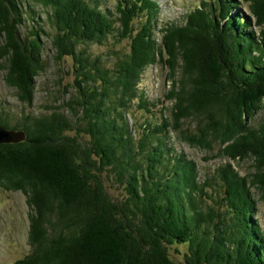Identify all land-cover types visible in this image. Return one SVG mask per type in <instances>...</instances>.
I'll list each match as a JSON object with an SVG mask.
<instances>
[{"label":"trees","instance_id":"1","mask_svg":"<svg viewBox=\"0 0 264 264\" xmlns=\"http://www.w3.org/2000/svg\"><path fill=\"white\" fill-rule=\"evenodd\" d=\"M28 1L0 0L4 82L22 105L17 118L0 113V127L25 136L0 144V189L21 193L30 210V253L16 264H264L252 193L264 200V124H248L264 106V0L203 1L161 26L153 0H118L116 17L99 0ZM25 2L46 14L55 60H72L75 93L40 114L26 107L46 33H21ZM243 4L248 17L237 13ZM109 39L129 40L127 52L107 54L111 65L90 50ZM157 63L170 73L171 118L162 109L135 134L126 115L135 100L151 113L139 84ZM190 118L193 133L182 130ZM172 132L218 144L232 163L253 159L254 171L242 177L226 163L201 181Z\"/></svg>","mask_w":264,"mask_h":264},{"label":"rangeland","instance_id":"2","mask_svg":"<svg viewBox=\"0 0 264 264\" xmlns=\"http://www.w3.org/2000/svg\"><path fill=\"white\" fill-rule=\"evenodd\" d=\"M103 10H109L114 17L117 16L115 7L118 0H99ZM159 6L158 23L181 24L183 17L191 10L199 6L203 1L210 2L212 0H153ZM236 3H243L244 0H234ZM27 2H30L27 0ZM22 9L23 26L21 33H29L34 27H42L45 35H41L40 39L43 44V63L44 70L35 78L34 99L30 107H26V111L33 114L45 112L47 108L57 107L61 103L68 100L75 93L73 85L74 75L72 72V60L68 57L60 62L55 60L54 52L51 48L49 30L43 23L45 13L41 12L40 8L34 7L30 11L26 3ZM236 13V11H235ZM239 15L248 17L247 4L239 6L237 9ZM144 18H139L134 21L135 28H138ZM129 40H123L120 43H115L109 39L108 42L101 46L91 45L90 50L94 54L102 55L107 58L108 65H111L113 60L108 58L107 54L110 51H128ZM5 66L4 62H0V113H9L17 118L22 113V105L18 102L15 90L9 88L4 82L5 71L2 69ZM176 78L179 73H176ZM169 70L163 63L149 66L142 74L139 84L140 90L144 91L147 96L151 113H146L144 109L139 108L137 100L134 101L132 108L126 115L127 122L131 127V131L137 132L140 130V125L146 121H158L161 118L162 109L165 110V115L171 118V110L173 102L168 99L167 95L172 89V83L169 79ZM14 118V119H15ZM14 119L12 122L14 123ZM196 122L190 118L182 122V130L189 133L194 132ZM248 124L255 127L264 124V106L261 108ZM172 144L176 151L185 155L188 159L193 160L198 166L199 178L201 181L207 179L213 171L221 164H231L238 173L244 177L253 172V159H246L240 162L229 161L220 153L219 145L212 144L211 149L192 146L182 139L183 134L172 132ZM108 192L114 197H119L120 193L114 187L107 184ZM253 197L256 200L255 216L260 229L264 232V200H262L260 192L252 190ZM29 213L30 210L26 204L25 197L18 192H6L0 189V264H16L30 253L29 246ZM181 253L185 251L184 247L177 248ZM170 254L176 260L181 261L182 257L175 253V248L169 249Z\"/></svg>","mask_w":264,"mask_h":264},{"label":"water","instance_id":"3","mask_svg":"<svg viewBox=\"0 0 264 264\" xmlns=\"http://www.w3.org/2000/svg\"><path fill=\"white\" fill-rule=\"evenodd\" d=\"M25 138L22 132H15L0 127V144L2 143H18L23 141Z\"/></svg>","mask_w":264,"mask_h":264}]
</instances>
